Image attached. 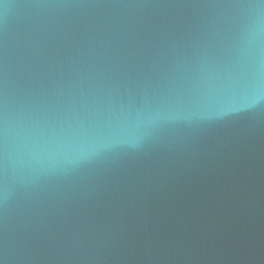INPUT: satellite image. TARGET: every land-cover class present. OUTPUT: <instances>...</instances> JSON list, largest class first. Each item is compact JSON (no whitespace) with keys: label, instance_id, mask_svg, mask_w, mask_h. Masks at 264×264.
<instances>
[{"label":"water","instance_id":"95a60500","mask_svg":"<svg viewBox=\"0 0 264 264\" xmlns=\"http://www.w3.org/2000/svg\"><path fill=\"white\" fill-rule=\"evenodd\" d=\"M0 264H264V0H0Z\"/></svg>","mask_w":264,"mask_h":264}]
</instances>
